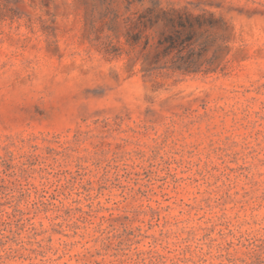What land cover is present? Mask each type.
Returning <instances> with one entry per match:
<instances>
[{"label": "rangeland", "instance_id": "rangeland-1", "mask_svg": "<svg viewBox=\"0 0 264 264\" xmlns=\"http://www.w3.org/2000/svg\"><path fill=\"white\" fill-rule=\"evenodd\" d=\"M0 264H264V0H0Z\"/></svg>", "mask_w": 264, "mask_h": 264}, {"label": "trees", "instance_id": "trees-1", "mask_svg": "<svg viewBox=\"0 0 264 264\" xmlns=\"http://www.w3.org/2000/svg\"><path fill=\"white\" fill-rule=\"evenodd\" d=\"M162 21L168 30L161 34L157 41V52L151 64V70H168L182 74L196 73L206 63L211 66L213 60L200 62L208 42V36L203 42L197 43V29L212 27L216 20L211 15H193L182 11L148 10L147 15L139 18V23L145 27ZM206 31V30H205ZM198 44L199 51L195 52L194 45ZM215 60V58H213Z\"/></svg>", "mask_w": 264, "mask_h": 264}]
</instances>
